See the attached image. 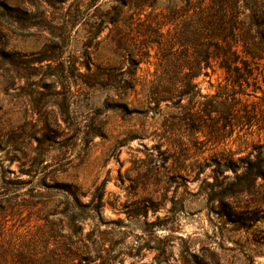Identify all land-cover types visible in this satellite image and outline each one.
Listing matches in <instances>:
<instances>
[{
	"label": "rangeland",
	"instance_id": "rangeland-1",
	"mask_svg": "<svg viewBox=\"0 0 264 264\" xmlns=\"http://www.w3.org/2000/svg\"><path fill=\"white\" fill-rule=\"evenodd\" d=\"M170 2L0 0V242L62 252L60 231L91 264H264V71L249 119L206 112L217 60L193 79L207 98L153 100L193 58L187 10L156 25Z\"/></svg>",
	"mask_w": 264,
	"mask_h": 264
},
{
	"label": "trees",
	"instance_id": "trees-1",
	"mask_svg": "<svg viewBox=\"0 0 264 264\" xmlns=\"http://www.w3.org/2000/svg\"><path fill=\"white\" fill-rule=\"evenodd\" d=\"M185 3L184 6L178 4ZM183 9L189 13L187 23L177 27L178 32L184 27L186 34L179 39L180 45L189 44L188 56L193 58L181 64L174 63L176 68L173 82L159 86L153 92V100L161 102L172 99L175 95L181 97L191 95L207 98L198 89V84L193 79L202 71L212 67V61L217 60L219 67L225 73V84L220 86L218 93L214 94L206 105L209 115L224 114L226 120L232 121L230 116L244 111L250 118L251 112L241 109L244 96H258L259 74H262V61H264V0H178L170 2L168 7L158 14L159 29L177 21L182 17ZM116 23V20L113 21ZM150 27V26H149ZM151 28V27H150ZM185 40V42H184ZM190 49H192L190 51ZM188 69L183 74L185 69ZM258 71H260L258 73ZM207 74V72H206ZM176 81V82H175ZM177 83H182L179 86ZM253 88L248 92L249 88ZM237 109V107H239ZM236 119L234 116L233 119ZM254 177L259 176V170L254 168ZM101 197L97 198L96 209L100 208ZM3 209H0V214ZM237 213L233 210L226 212V216L233 219ZM82 213H73L70 223L76 224ZM238 216V215H237ZM244 220H231L232 223H241ZM0 230L3 226L0 224ZM78 231V229H77ZM55 233V232H54ZM53 233V237L55 234ZM76 234V232H73ZM58 237L67 240V249L59 252L58 249H49L44 245L42 250L40 240L17 242L11 239L0 242V264H91L90 251L70 248L72 234L60 233ZM44 241V239H43ZM101 256H99L100 258ZM103 259V262L114 260Z\"/></svg>",
	"mask_w": 264,
	"mask_h": 264
}]
</instances>
